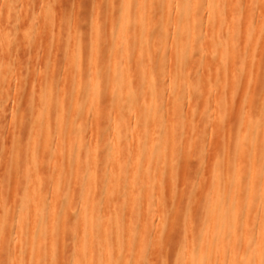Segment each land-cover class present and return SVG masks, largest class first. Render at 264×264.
I'll return each instance as SVG.
<instances>
[{"label":"bare ground","instance_id":"bare-ground-1","mask_svg":"<svg viewBox=\"0 0 264 264\" xmlns=\"http://www.w3.org/2000/svg\"><path fill=\"white\" fill-rule=\"evenodd\" d=\"M28 1V5L33 2V0ZM36 1L38 2V0ZM39 1L41 2L42 11L50 14L54 7V4H52L54 0ZM104 1H91L89 10H96L95 7L99 8ZM164 1L167 2V6L172 1L175 2V13L170 16L169 11H164L163 4H157L160 18L164 20L163 24L155 23L152 18L142 22L139 13L138 22L132 28L131 0H124L121 5L122 21L117 29V34H115L116 32L113 33L116 40L113 48L118 53L111 55L109 58L113 63L112 67L103 65L104 62L99 57L102 42L99 35H97V31L94 30L95 25H91L90 36L95 39L90 59L85 54L86 33L83 32L82 22L78 21L81 25L74 29L75 33L73 32V35H71V29L74 31L75 24L71 26V33L69 31L68 33L67 31L64 32L66 75L74 76L69 80V83L77 86L78 91H85L90 96H65L66 90L54 93L51 85L46 95L41 91L38 98L36 97L37 102H39L38 108L34 107L33 112L30 114L23 113L20 123H23L25 117L30 120L26 130L27 135L24 134L25 131L23 133L18 129V133L12 137L7 148L10 157L0 159V165L3 167V176L0 178V243L5 239L14 240L20 247L23 245L25 253L21 250L22 252L20 251L8 257L4 256L0 249V264H44L46 262L58 264L61 261L63 264H115L118 263L116 262L117 258L122 259V264H145L146 259L141 250L137 246L133 250L131 240L125 241V248L119 251L116 250L120 244V241H118L119 228H116L118 226L114 230L116 241L113 248L109 247L108 221L122 216L116 215V213L124 210V216L129 221L128 230L132 233L134 228L130 217L135 208L141 211V221L139 223L141 235L137 239L138 242L142 241L148 233L153 236L157 243H160L165 239L163 237L169 219V224H171V220L174 219L175 221L177 220L175 218L178 217L185 219L182 226H180L181 221H179V224L175 222L177 228L178 226L182 228L176 245L174 264H264V138L261 143L257 139L260 130H264V92L262 103L259 104L260 107L258 106L257 109L254 106L255 110L253 111L258 110L257 116L253 117V114H251L254 102L242 109L243 115H241V112L240 115L245 119L243 118V121L242 119L239 120L242 121V124L245 120V129H242L243 126L237 119V122L240 123L236 128L240 130V134L236 137L233 132L231 134L228 130L230 134V136L228 135L229 139L227 138L229 147L226 146V150L223 145L222 151L220 148L217 150L215 141L222 146V141L219 140L218 143L216 139H219L223 131L225 134L228 133L226 132L228 120L226 121L224 114L229 115L228 111L230 109L227 107L229 110L225 113L227 109L224 110V107L226 106H221L220 98L219 100L216 99L217 95L214 93L217 88L213 85L212 80L215 73L211 75L209 72L201 75L196 72V77L193 80L183 76L185 69L193 70L200 66L213 69L218 63H223L224 67H229V64H231L234 68L239 65L240 62L235 55L234 43H226L221 39L220 33L225 21L229 25L231 21L234 22L239 17V14L240 18L244 17L245 19L246 16H243L245 15L244 10L248 9L246 6L249 3L247 5L243 4L242 7L239 0ZM263 1L250 0V5L252 7L256 4L262 6L264 3L261 2ZM137 2L140 7L145 0H137ZM57 3L59 2L57 1ZM115 3V0H108L111 12L118 9ZM17 4H20V2L17 1ZM202 4L206 6L203 11L200 10ZM181 7L185 9L184 13H181ZM229 7L230 12L228 13L227 9ZM237 9L239 11L236 12H239V14L234 12ZM240 11H243L242 14ZM247 11L248 19H254L256 16V19H259V14L255 16L258 9L254 12L252 9L248 13ZM259 11L263 12V10ZM26 12L27 10H25L24 15ZM145 13L151 14L149 11ZM1 14L0 46L4 47L1 48L3 53L1 50L0 52L4 60L6 58L5 52L7 53L9 50L7 47L16 38L15 35L10 34L8 29L12 25L11 31H14L17 24L13 20L11 5L7 0L2 5ZM57 14L59 15V13ZM103 16L100 11L96 10L93 15L94 21ZM261 16L264 18V15ZM64 18H66V15L61 17L62 20ZM74 18L76 17L74 16ZM256 19L255 21H258ZM169 20H172V26L169 25ZM249 21L251 24L246 28L250 30L254 20ZM258 24L260 23L258 22ZM252 26L251 29L254 34L246 29V33L249 31L247 33L248 42H246V49L244 47L245 52L243 55L246 59L253 54L255 48L253 47L255 42L252 43L251 36L253 35L252 38L257 39L254 35L258 25L254 24L255 29ZM229 27L231 28L230 25ZM262 27H264V24ZM261 29L260 32L263 31ZM126 30L127 33L123 37V31ZM29 31L35 33L32 29ZM262 35L264 34L261 33ZM159 36L163 37V40L152 44L156 42L153 38ZM129 37L134 40V50L138 53V61L140 62L142 59L139 64H142L143 67L154 64L155 61L153 62L149 57L150 53L160 52V56L155 57L160 59V66L156 70L151 69L140 72L141 79L147 82V95L144 94L145 91L139 93L131 87L130 84L134 79L132 74L122 76L123 70H126L129 65V58L127 57ZM261 38L263 39L264 36ZM75 50L79 52L77 55L73 54ZM253 58L258 57L256 55ZM9 62H11V59ZM251 63L255 65L256 62ZM255 67L253 66V69ZM164 70H167V76L162 86L154 84L152 79ZM169 70H171L170 73H168ZM1 72L0 66V75ZM219 77L221 76L217 77L218 80L222 78ZM232 78L234 79V77ZM232 78L228 76L225 81L228 83L229 80L227 79ZM11 80L13 79L11 78ZM87 82H90L91 88L86 87ZM6 83L7 80L4 84ZM227 83H224L227 86H223L231 87V83L230 85ZM203 89L207 90V94H212L213 98L210 95H206L207 97L204 100L198 98L199 102L203 101L204 107L208 106L206 108L202 107L204 111L200 116L201 123L198 124L200 121L197 120L194 111L191 113L187 111L189 114L186 115L188 121L186 118L184 120L183 115L177 116L175 113L178 110L177 106L179 108L184 106L185 108L186 105V101L183 105L180 99L191 101L199 92H203ZM2 97L0 96V109L3 102ZM248 97H251V95ZM247 102L250 101L247 100ZM66 103L70 104L71 133L69 132L70 134L63 138L64 124L58 122L54 125L53 114L59 110L62 120V117L66 114V109H63L62 105ZM243 104L246 105V103ZM190 105L192 104L188 105V109ZM194 105H196L195 102ZM43 113L47 118V124L44 129H41L39 118ZM105 113L112 117L111 125L109 122L105 123ZM193 117L196 119L194 120ZM81 120H85L93 131L99 130L100 135L97 137L92 135L91 129L89 133H83L85 128ZM219 120V126L213 128ZM229 122L232 124L231 120ZM183 124H185V127L187 126V128L183 127V130L181 129L183 134L186 135L185 132H190L189 141L186 140L188 137L182 136L181 139L187 142L185 144L183 142L181 150L177 151L172 143L173 147L169 145L168 148V141L171 140H166L165 136L167 134L170 136L171 128L176 130ZM197 124L199 127L196 126ZM240 125L241 129H239ZM184 128L188 130L185 131ZM205 130L210 132V134L208 133L209 138L214 137V135L217 137L214 138L215 141L213 140L215 144L212 142L217 151H214L215 154L212 155V163L211 161H209L211 164L208 163L212 169L209 168L212 171L210 188L207 185L208 191L206 189H203V191L202 188H198V184L195 187L197 182L195 180L194 188L197 189L188 188L187 190L181 189L180 192L173 191L178 180L175 179L178 167V174H181L179 171L182 168L179 165L185 162L184 159L187 162H196L198 148L205 144L202 143L203 141H208L209 138L206 136ZM232 130L234 129L232 128ZM241 130L243 131L241 132ZM145 133L150 138V146L153 149L155 148L156 153L161 151V145L164 148H162L164 154L161 155L162 157L160 156L164 160L163 162L159 161V157L158 160H154L155 157H151L150 154L146 157V161H141L138 148L140 142L137 137ZM25 136H27V140L24 139ZM204 136H206L205 140L202 139ZM226 136L227 134L224 140ZM3 141V143L6 142ZM131 142L135 143V148ZM225 143L223 142V144ZM84 146L87 147L83 150ZM75 148L76 152L74 151ZM129 148L131 152L128 154L127 150H130ZM66 151L71 152V154L74 153V158H63ZM200 152V156L201 154L203 156L204 152L201 150ZM181 153L185 158H183L184 162L179 161L178 165L177 161L180 160L179 155ZM204 157L206 158V155ZM204 157H201L202 160H204ZM180 162L182 163L180 164ZM202 162L199 163L201 167L197 166L200 171H202L201 168H204ZM2 167L0 173H2ZM169 182L172 187V189L169 187L171 191H169L170 189L167 190L166 183ZM42 183L48 185V188L43 192H41ZM33 185L34 187H32ZM136 186L141 195L139 198L134 194ZM176 187L180 186L176 184ZM1 197L5 198V204H3ZM24 198L28 199L30 206L28 217L23 213L19 204L20 200ZM198 198L202 200L200 211L199 209L198 211L197 209L193 210L195 207L193 205L196 199L198 201ZM99 203L101 206H99ZM48 206L50 213L48 212L46 216ZM75 209H78V212L74 214ZM101 209L106 213L100 215L99 211ZM64 211H67L68 214ZM111 211L114 213L112 216L110 215ZM15 217H17L15 228L12 225L13 231H8L1 224L2 219L12 220ZM27 220H30L28 226L25 224ZM149 223H152V225L149 226ZM201 224L205 225L200 232H194L195 227ZM152 228L155 229V232L150 234L149 231ZM68 232L71 233V241L67 243L65 236ZM55 242H58V244L55 245ZM172 242L173 240H171Z\"/></svg>","mask_w":264,"mask_h":264},{"label":"rangeland","instance_id":"rangeland-1","mask_svg":"<svg viewBox=\"0 0 264 264\" xmlns=\"http://www.w3.org/2000/svg\"><path fill=\"white\" fill-rule=\"evenodd\" d=\"M4 1L5 0H0V22L2 21L1 20V16H2L1 9H2V5H3ZM17 1H19L20 4H17ZM57 1L59 3H57ZM91 1H96V0H54V1H52V4H54L53 5L54 7L52 8V12H50V14H47L46 11H42L41 2L39 0H38V2L36 0H33L34 3L32 2L29 5H28V3H29L28 0H7V2L10 3V5H11V11L13 13V20L17 24V27H15V30L13 28L14 31H11V29H12L11 27H13L12 25L10 27L8 25L9 29L7 27V29L10 30L9 31L10 34L15 35L16 38L14 41L13 40L11 41V43L9 44L10 46H8V47L5 46L9 50L7 53L5 52L6 58H4L5 57V54H4V57H3L4 60L2 59V55L0 52V66H1V71H2L1 72L2 74L0 75L1 80H2V83L0 84V96H3L2 97L3 102L1 104V109H0V137H1V139H0V146H1L0 147V159L1 158L5 159L7 157H10L9 152L7 151V148L9 147V144L11 142L12 137L14 135H16L19 130H20V132L22 131L23 133L25 131L24 134H26L27 127L30 124V120H29V118L25 117V119L23 120V123L22 122L20 123L21 117H22L23 113H25V112H26V114H30L31 112H33L34 107L38 108L37 106L39 105V102H37L38 101L37 98H38L39 94L41 93V91L43 92L44 95H46L49 86L52 85L54 93H57V92L60 93L64 90H66L65 96H90L85 91H78L77 86H73L72 84L69 83V80L71 78H73L74 76H71V75L67 76L66 75L65 61H64V58H65L64 57V54H65L64 48H65V46H64V40H63V35H64L65 31H67V33H68V31H69V33L72 32L71 35H73V32L75 33L74 29H77L78 25H81L80 22H82V25L84 26L83 32L86 33V36H85L86 37V39H85V54H86V57L90 59L91 53H92L93 42L95 39V38H92V36H90L91 35L90 33L92 31L91 25H95L94 30L97 31V33H98L97 35H99L100 41L102 42L101 43L102 47H100V50H99V57L104 62L103 65H105L107 67L113 66V63H112L111 59H109V58L111 57V55L118 53L117 50L113 48L114 43L116 42L115 36H113V35L117 34V29H118V27L122 21L121 5L124 2V0H115L116 1L115 4L118 6V9L115 12L110 11V6L108 5V0H105L104 3L101 4V6H99V8L95 7V9L97 11H100V13H102L104 15L102 18H99L96 21H94V18H93V15L96 12V10H94V9L92 11L89 10V7L91 5ZM239 1H240V4L242 7H243V4L247 5L249 3V5L246 6L248 9L244 10L245 15H243V16H246L245 17L246 20L244 19V17L242 15L241 16L243 18H240L239 12H236V11H239L237 9L234 12H236V14L238 13L239 17H237V19H235L234 22L231 21V23H229V25L231 26L232 29L229 27V25H227L228 23H226V21H225L224 25H222L221 33H220L221 39L224 40L226 43H228V42L234 43V49L236 48L235 49L236 50L235 55H236V58L238 59V61L240 62L239 65H237L234 68L233 66H231V64H229V67H224L223 63H218L217 65L214 66L213 69H211V68L209 69V68L200 66V67H197L196 69H193V70H188V69L186 70L185 69L184 74H183V76L185 78H187L189 80H193L196 77V72L200 73L201 75L209 73V72L211 73V75H213V73H215V75H213V78H212L213 85H215L217 88V89L215 88L216 92L214 94L217 95V97H218V98L216 97V99L219 100V98H220V102H222L221 106H226V107H224V110L227 109L225 111V113H227V111L230 109V111H228L230 114L229 115L224 114V116H225L226 121L228 120V122H227L228 127L229 128L231 127V129L226 127L227 131L226 130L225 131L228 133H226L227 136H226L225 140H224V138H225L226 134L224 133V131L219 136V139H218L217 137H215V135H214V137L211 135L213 138L212 137L209 138L208 133L210 134V132H208V131H211V130H208V129H207L208 131L205 130V133H207L206 136H208V138H209V139L207 138L209 143H208V141L202 142L205 144H203L201 147L198 148L199 150L197 152V158L195 159L196 162H194V163H193V161L187 162L184 159V161L187 162V163H185L183 161V158H185L184 155L182 153L180 154V155H182V157H180V155H179L180 160L177 161V164L179 165V161H183L184 163L180 162V164L182 163L181 165H179V166H181L180 168H182L179 171V173H181V174H178V170H179V167H178L177 173H176L177 175L175 177V179H178L176 181L177 182L176 184H177V186H180V187H176V184H175L176 188L174 187L173 191L177 190L180 192L181 189L187 190L188 188H194V182H196V181L197 182H196L195 187H197V184H198V188L200 187V188H202V190L206 189L208 191L207 187L210 188V185H211V179L210 178H211V173H212V171H210L211 165H209V164L212 163V160H213L212 155L215 154L214 151L216 152L217 150H219L218 148H220L223 151L222 148H224V146H225V149H226V146H227V148L229 147V142H227V141L229 139L230 134H229L228 130H230L231 134L233 132V134H235L236 137L240 134V130H238L237 128H238L240 122L242 124V121L244 118V117H241V115H243L242 109H245L248 106V104H251V102L252 103L254 102L253 104H255V105L252 104L253 108L251 110V114H253V117H255L258 114V112H257L258 110L253 111V110H255L254 106L257 107V109H258L259 104L262 103V96H263V92H264V62H263V60H264V47H263L264 46V43H263L264 38L262 39L261 37L264 35L261 36V33L264 34V29H261V28H264V27H262V25L264 24V18L261 15H264L263 14L264 13V9H263L264 4H262V6L259 5L260 7L257 4L256 5L258 7L256 5H254L255 7L254 6L252 7L250 5V0H248V1L247 0H239ZM241 1H244L245 3L241 2ZM55 2H56V4H55ZM158 2H160L161 4ZM261 3H264V1ZM157 4H159V5L163 4L164 8H165L164 11L165 10L169 11L170 16L175 13V7H174L175 2H173V1L167 6V2H165L164 0H145L144 4L139 7L137 0H131V3H130L131 13H132V19H131V25L132 26L131 27L134 28V25L138 22V14L139 13L141 14L140 20L142 22L146 21L149 18H152V21H154L155 23L163 24L164 20L162 18H160L161 15L159 13ZM205 8H206V6L204 4H202V6L200 7V10L203 11ZM240 9L243 10L242 8H240ZM251 9L253 12L256 11L257 9H258V11L263 10V12L257 11L256 14L254 13L255 16L259 14L260 15L259 19L262 21H260L259 19H256L257 16L254 19H248L249 17L247 16L248 14H246V11L247 10L249 11ZM25 10H27V12L24 15ZM68 11H70V12L68 13ZM146 11L151 12V14L149 15V14L145 13ZM248 11H247V13H248ZM74 12H76L77 14L75 13V15H74ZM184 12H185V9L183 7H181V13H184ZM227 12L228 13L230 12V7L227 9ZM241 12H243V11H240V13ZM57 13H59V15ZM36 14H37V16H36ZM63 15H66V18H64L62 20L61 17ZM74 16L76 18H74ZM67 17H69V18H67ZM73 19L75 20L74 21L75 23L73 22ZM242 19H244L245 21ZM255 19L258 21H255ZM249 20H251V21L254 20V24L258 25V27H256V29H255L254 24H253V26L251 25L253 27V29L256 30V33L254 36L257 37V39L252 38L253 35L251 36V39H253L252 43L255 42V43H253L254 44L253 47H255V48L254 49L252 48L253 54L246 59L243 56L244 52H245L244 47L246 49V46H247L246 42H248V34L247 33H249V31H252L251 26H250V30L246 28V26L249 27V25L251 24V23H249L250 22ZM76 21L77 22L80 21V22H78V24H77ZM71 22H72V24H71ZM258 22L260 24H258ZM262 22H263V24H262ZM196 23L198 24L199 22H196ZM234 23H235V25H234ZM246 23H249V24H246ZM74 24H75V26H74ZM172 24H173L172 20H169V25L172 26ZM232 24L234 25V27ZM199 25H201V24H199ZM71 26H74L73 27L74 31H72ZM259 26H260V29L263 31L260 32ZM26 28H27V30H26ZM29 28L32 29L35 33H30ZM70 29H71V32H70ZM246 29L249 30L247 33H246V31H247ZM258 29H259V31H257ZM123 32L122 33H123V37H124L125 33H127V30L123 31ZM37 33H38V37H37ZM113 33H115V34H113ZM250 33L254 34V31H252ZM259 36H261V37H259ZM35 38H36V40H35ZM153 39L156 42H153L152 44H155L157 42L162 41L163 37L159 36V37H155ZM258 39H259V41H257ZM34 41H35V43H34ZM167 43H168V40H167ZM128 44H129V51L127 53V57L129 58L128 59L129 65H128V68L126 70H123L122 76H124L125 74H129V73L132 74L134 79L132 81V84H130L131 87H133L139 93H144V91H145L146 93H144V94L147 95V93H148V91H146L147 82L144 81L143 79H141L140 72L143 70H151V69L156 70L160 66V62H159L160 59L155 58V57H158L157 55L160 56V52L150 53V55H149L150 59L153 62L154 61L155 62H154V64H152L149 67H143L142 64H139L140 62H142V59L140 62L138 61V58H137L138 53L136 50H134V40L132 37H129ZM260 44H262V45H260ZM259 45H260V47H259ZM2 47H4V46H2ZM2 47L0 46V50ZM24 47H25V49H24ZM1 51L3 53V50H1ZM255 52H257L256 55L258 57L256 59L253 58V56L254 57L256 56ZM78 53H79L78 50H75L73 52V54H75V55H77ZM7 54H8V56H7ZM10 59H11V62H9ZM254 61L256 62L255 63L256 67L258 64L257 68L255 67V65H253L254 63H251ZM3 62H5L6 65H5V63L3 64ZM249 66H251V67H249ZM253 66L255 67L254 69H253ZM166 71L164 70L160 75H158L157 77L152 79V82L158 86H162V84H163V82L167 76ZM170 72H171V70H169L168 73H170ZM231 72H232V74H231ZM217 73H219V74H217ZM214 76H215V78H214ZM216 76L217 77L221 76L222 78L219 77L221 79L218 80V78ZM228 76L230 78L234 77V79L233 78L227 79V80H229L227 83V81H225V79L228 78ZM223 77H224V79H223ZM11 78L13 80H11ZM6 80H7V83L4 84V82H6ZM16 83H17V85H16ZM37 83H39V84H37ZM224 83H227L229 85L231 83V87L228 86L229 87L228 88V87L223 86V85H226ZM217 86H219L220 88ZM86 87L91 88L90 82L86 83ZM207 93H208L207 90L203 89V92H199L195 96V98H193L191 101L180 99V102L182 101L181 104L184 105V102L186 101L185 102L186 105H185V108H184V106H182L181 108H179V106H177L178 110H176V112H175L176 115L179 117H180V115L181 116L183 115L182 117L185 120V118L189 115L188 112L191 113L194 111V113L196 112L195 115L197 117V120L200 121V122H198V124H200L201 123V117L200 116H202L203 111H204V109L202 107L205 106L203 104L202 100H204V98L207 97L206 95H210L213 98L212 94H207ZM215 95H214V98H215ZM250 95H251V97H248ZM33 96H35V97H33ZM199 97L202 99L200 101L201 103L198 100ZM180 98L183 99L185 97H180ZM252 98H254V99H252ZM246 99L250 102L248 103ZM196 101L199 102L200 105ZM188 102H189V104H192L189 106V109L187 108L189 105V104H187ZM194 102L196 105H194ZM243 103H246V105H244ZM69 105H70L69 103L62 105L63 109H66V111H65L66 114L64 117H62V120H61L60 113L58 112L59 110L55 111V113L53 114L54 125H56L58 122H63V124H64L63 138H66L71 133L70 132L71 114L69 111V109H70ZM196 106L199 109L200 108H202V109H200V110L196 109L197 108ZM42 107H44V106H42ZM194 107H196V108L194 109ZM206 107H208V106H206ZM206 107H204V108H206ZM191 108H192V110L190 111ZM195 110H197V111H195ZM237 112H238V115H237ZM240 112H241V115H240ZM255 112H256V114H255ZM195 115L193 114L194 117H195ZM194 117H193V119L195 120L196 118H194ZM105 118H106L105 123L109 122L111 125L112 117H110L106 114ZM223 119H224V117H223ZM225 119L223 120L224 122H225ZM237 119L238 120L242 119V121L239 120L240 122H237L238 121ZM39 120H40L39 121V127L41 129H44L46 124H47V118L45 117L44 113L40 115ZM186 120L188 121L187 118H186ZM229 120L232 121L233 126H232L231 122H229ZM16 121H19V122L16 123ZM81 121H82L83 126L85 128L84 129L85 131L83 133H89L91 127H89V124H86L85 120H81ZM235 122H237L238 125ZM244 122H245V120H244ZM244 122L242 124L243 128L240 125L239 129H241V128L245 129ZM198 124L196 125L197 127H199ZM219 124H220V120L214 124L213 128L218 127ZM229 124H230V126H229ZM183 127H185V124H183L181 127H179V129H176V130H173V128L170 129V130H172L170 136H169V134H167L165 136L166 140H171V141H168V146H167L168 148H169V145H170V147L175 146L176 150L179 151L183 148L182 147L183 142L185 144L187 141H189L190 132L187 131L188 129H185V128H187V126H186L184 128L185 131H187V132H185L186 135L183 134V131H182ZM169 128L167 130H169ZM232 128L234 130H232ZM211 129H212V127H211ZM170 130H169V132H170ZM179 130H181L182 132ZM91 131H92L91 134L96 136V137L100 135L99 130L93 131L91 129ZM242 131L243 130H241V132ZM182 136H186V138L188 137L187 139L184 138L187 140L186 142L183 139H181ZM206 136H204V138H202V139L205 140ZM137 138L139 139V142H140L138 148L140 150L139 154L141 156L142 162L146 161V157H148L149 154L152 155L151 157H155L154 160H156V159L158 160V157H159V161H162V162L164 161L163 159H161V157H162L161 155L164 154V152H163L164 148L162 147V145H161V151L156 153V150L154 151L155 148L154 149L151 148L150 138L146 135V133L144 135H140V136L138 135ZM214 138H217L216 140H218V143H219V140H220V142L222 141L221 142L222 146H220L221 145L220 143H219L220 145L217 144V141H215ZM263 138H264V130H260V132L257 134L258 142L261 143ZM24 139L27 140V136H25ZM221 139H223V140H221ZM3 140H5L6 142L3 143L4 142ZM213 140L216 142L215 146L217 147V150H216V147L213 145V143L215 144V142H213ZM7 141H9V142H7ZM173 141H174V143H173ZM223 142H226L225 144H227V145L223 144ZM171 143L173 144V146ZM132 144L135 148V143H132ZM3 145H4V147H3ZM217 145H219V146H217ZM86 147L87 146H84L82 149L84 150V149H86ZM200 150L202 152H204L203 156H202V154L200 156V153H201ZM74 151L76 152V148L74 149ZM127 151L129 154L131 152V149L127 150ZM83 154L87 155L85 153H83ZM205 155H206V158L204 157ZM201 157H204V160H202L203 158H201ZM63 158L72 159V158H74V153L71 154V152L66 151L63 154ZM209 161H211V163H209ZM200 162L204 163V165H205V166L202 165V167H204V168H201L202 171L208 170V171H206L207 173L205 171L202 172L199 170L198 167H201L199 164ZM183 164H184V166H183ZM185 164H187V165L185 166ZM194 164H196V165H194ZM0 166L2 167V165H0ZM1 170H2L1 171L2 173H0V178H2V176H3V167ZM199 171L202 175L200 173H198ZM198 179H200V181H198ZM166 185L168 186L167 190H169L170 188L172 189V187L170 186V182L166 183ZM32 187H34V185ZM204 187H206V188H204ZM47 188H48L47 183H42V191L41 192L45 191ZM171 189L169 191H171ZM194 189H197V188H194ZM134 194L136 195L137 198L141 197L137 186L135 188ZM1 200H2L3 204H5V198L1 197ZM178 201H179V199H178ZM196 201H197V199H196ZM196 201L193 205V207L195 206L193 210L197 209V211H198V209H199V211H200V209H201L200 206L202 207V205H201L202 200H201V198H198V201L197 202ZM19 204L21 205L23 213L26 215V217H28V215L30 213V206L28 203V199L24 198V199L20 200ZM99 206H101L100 203H99ZM49 209L50 208L48 206V208L46 210V216L48 215ZM168 209L170 210V207ZM64 212L68 214L67 211H64ZM77 212H78V209H75L74 214ZM124 212H125L124 210H120L119 212L116 213V215H122V216H119L117 219L112 218L108 221V225H109V229H108L109 233L108 234L110 237L109 247L113 248V244L116 241L115 240L116 234H115L114 230H115V227L118 226L116 228H119V234H118L119 240L118 241H120V244H119V247H117V249H116L117 251L126 247L125 241L127 242V241L131 240L132 241L131 245L133 247V250H135L136 246L139 247V249L141 250L143 256L146 259L145 264H148V263H150V264H174L175 251L177 248L176 245L179 241V236H180L179 232L182 228L180 226H182V222L185 219L179 218V217H178L179 219L175 218L177 220H175V221H174V219L171 220L172 221L171 224H169L170 223V219H169V222L166 225L167 226L166 231H165L166 233H164L166 237L164 236L163 238H165V239L163 241H161L160 243H157L154 240L153 236L149 235L148 233L146 234V237H144L142 239V241L138 242L137 239L141 235V226L139 225V223L141 221V211L138 208H135L131 214L130 218H132V223H133V228H134L132 231L133 234L130 233L131 231L129 232V230H128V225H129L128 222L129 221H127L128 219H126V217L124 216ZM105 213H106V211H104L103 209H101V211H99L100 215L105 214ZM110 215L112 216V215H114V213H112V211H111ZM17 217H15L12 220H8L6 218H3L1 224L4 225L8 231H13L11 226L13 225L15 228ZM60 221H59V223H60ZM179 221H181L180 226H178V228H177L175 226V222H178V224H179ZM29 222H30V220L25 221L26 226H28L30 224ZM148 225L150 226V225H152V223H149ZM204 225L205 224H201V225L196 226L194 229V232H200V230L204 227ZM170 227H171V229H170ZM176 229H177V231H175ZM171 231H172V233H170ZM173 231H175V232H173ZM149 232H150V234H153L155 232V229L152 228ZM169 235H171V236H169ZM65 238L67 240V243L70 242L71 241V233L68 232V234L65 236ZM171 240H173V242L174 243L176 242V243L175 244L173 242L171 243ZM56 244H58V242H55V245ZM0 249L2 251V254L4 256H8V257L15 255L16 253L20 252L21 250L24 252L23 245L20 247L19 244L16 243V241L10 240V239L3 240L0 243ZM121 260H122L121 258H117L116 262H118V263H115V264H120V263L122 264ZM44 264H49V263L46 262ZM58 264H63V262L61 261Z\"/></svg>","mask_w":264,"mask_h":264}]
</instances>
